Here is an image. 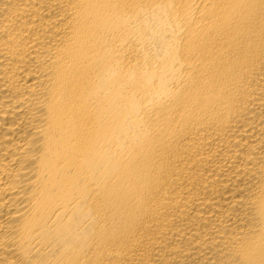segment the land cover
<instances>
[{"label": "bare ground", "instance_id": "1", "mask_svg": "<svg viewBox=\"0 0 264 264\" xmlns=\"http://www.w3.org/2000/svg\"><path fill=\"white\" fill-rule=\"evenodd\" d=\"M0 264H264V0H0Z\"/></svg>", "mask_w": 264, "mask_h": 264}]
</instances>
